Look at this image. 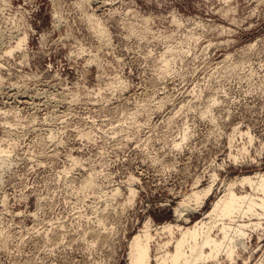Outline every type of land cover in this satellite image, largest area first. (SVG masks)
Instances as JSON below:
<instances>
[{"label": "rangeland", "instance_id": "rangeland-1", "mask_svg": "<svg viewBox=\"0 0 264 264\" xmlns=\"http://www.w3.org/2000/svg\"><path fill=\"white\" fill-rule=\"evenodd\" d=\"M0 148V264H127L264 172V0H0Z\"/></svg>", "mask_w": 264, "mask_h": 264}, {"label": "bare ground", "instance_id": "bare-ground-1", "mask_svg": "<svg viewBox=\"0 0 264 264\" xmlns=\"http://www.w3.org/2000/svg\"><path fill=\"white\" fill-rule=\"evenodd\" d=\"M16 39L15 44L6 50L7 53L20 48L26 40V34ZM164 62L167 68V60ZM245 134L248 135V132ZM186 136L187 132L184 131L182 139ZM2 152L1 149L0 167L6 160ZM232 157L237 159L236 156ZM215 176H211L212 183ZM92 183L93 180L88 178L84 186H91ZM212 183L203 187L195 186L190 194L178 202L174 208L177 220L184 210L190 208V202L195 204V208L204 204L213 193ZM237 185L240 190H236ZM112 190L116 191L117 188ZM128 190L133 193V189ZM181 219L182 224L167 221L155 226L153 231L157 237L167 234L165 240L157 241H154L150 221L147 220L128 242L127 264H238V260L247 264L250 256L245 257L243 252L247 249L250 233H258L259 230L264 232V172L242 174L224 183L201 217L193 221L183 216ZM153 241L155 243L152 244Z\"/></svg>", "mask_w": 264, "mask_h": 264}]
</instances>
